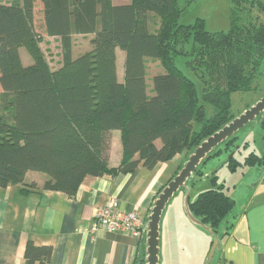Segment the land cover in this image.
Wrapping results in <instances>:
<instances>
[{
	"label": "trees",
	"instance_id": "trees-1",
	"mask_svg": "<svg viewBox=\"0 0 264 264\" xmlns=\"http://www.w3.org/2000/svg\"><path fill=\"white\" fill-rule=\"evenodd\" d=\"M41 2L42 35L35 27V0H0V188L26 185V174L36 171L48 176L42 190L73 197L87 177L129 174L139 167L154 170L181 154L187 160L237 117L233 94L255 90L264 62V24L240 23L239 11L248 4L264 14V0H233L226 32H209L201 18L181 24V0ZM43 35L60 41L62 62L54 70L40 47ZM88 35H93L90 50L74 57L75 36ZM22 48L32 59L27 65ZM117 49L125 53L122 80ZM149 60L164 69L153 77V95L147 84ZM116 130L122 159L113 168L109 162ZM236 140V135L226 140V150L232 151ZM215 150L196 176L221 154ZM241 166H264V157L253 151L242 162L234 156L228 161L231 171ZM209 178L212 189L194 200L189 196L187 206L219 234L236 202L216 173ZM27 187L37 189L36 184ZM139 240L145 251L137 254L135 264H146V234ZM52 253L51 246L28 241L25 264H48Z\"/></svg>",
	"mask_w": 264,
	"mask_h": 264
},
{
	"label": "crops",
	"instance_id": "crops-1",
	"mask_svg": "<svg viewBox=\"0 0 264 264\" xmlns=\"http://www.w3.org/2000/svg\"><path fill=\"white\" fill-rule=\"evenodd\" d=\"M112 2L125 5L131 0ZM36 11L43 20L41 0H35V17ZM120 51H116L117 69L121 61L124 65L125 53ZM20 53L23 60L21 50ZM112 134L109 165L115 168L122 159V144L120 132L116 130ZM185 162L186 155L181 154L154 170L139 167L129 174L87 177L73 197L63 192L42 190L48 176L29 171L26 185L0 188V264H25L24 251L28 241L36 246L52 247L48 264H135L137 254L145 251L144 242L130 234L105 230L91 232L96 211L112 198L118 202L119 209L137 210L147 220L161 189ZM255 167L262 168L261 175L252 184L242 206L236 208V203L221 224L215 264H264V166ZM31 184H36L37 189L27 187ZM183 195L182 206L170 208L167 205L163 213L160 264H179V254L175 256L174 250L182 230L187 229V219L191 222ZM211 242V235L204 238L206 255L199 264H204Z\"/></svg>",
	"mask_w": 264,
	"mask_h": 264
},
{
	"label": "rangeland",
	"instance_id": "rangeland-1",
	"mask_svg": "<svg viewBox=\"0 0 264 264\" xmlns=\"http://www.w3.org/2000/svg\"><path fill=\"white\" fill-rule=\"evenodd\" d=\"M9 2V0H1ZM186 0H181L183 13L181 16V24H193L196 19L201 18L206 22V28L209 32L228 31L230 28V15L233 9V0H195L190 4H186ZM244 11H239L240 23L248 24H264V14L257 7L245 4ZM39 11H36L35 27L39 34H45L43 30V20L40 18ZM44 36V35H43ZM91 37L75 36L74 38V57H78L91 48ZM42 53L44 54L48 65L51 69H56L61 65V47L60 41L56 38L43 37L40 44ZM23 62L25 65L32 62V59L26 49H21ZM120 52H124L121 50ZM179 60V66L185 70V65ZM164 69L159 61L149 60L147 63V84L148 92L153 95V77L159 73H163ZM119 80L123 79V64L122 61L117 69ZM255 90L249 93H235L232 96L233 107L232 112L236 116L243 113L247 105H254L264 96V62L260 68L258 77L254 83ZM261 114L255 120L251 121L243 129L235 135L237 140L232 151L225 148V143L219 145L217 150H222L217 157L211 158L203 168V175L196 176L194 174L187 182V187L182 188L171 200L169 207L182 206L181 199L185 192H189L191 200H194L198 193L212 189L210 178L214 173L219 178V184L226 185V193L233 198L237 207L242 206L244 198L249 195L253 188L252 184L256 183L257 178L261 175V167H238L236 171H231L228 167L230 156L234 153V157L242 162L250 152H255L257 155L264 157V131L261 128ZM188 194V193H187ZM186 194V195H187ZM186 197V196H185ZM259 201V200H257ZM184 204V203H183ZM187 229L182 230L179 235V241L176 244L175 254L178 255L179 264H199L203 261L206 255L204 247V238L210 236L199 225L186 221ZM218 252V251H217ZM217 252L211 264H215ZM208 256V254H207ZM206 256V257H207Z\"/></svg>",
	"mask_w": 264,
	"mask_h": 264
},
{
	"label": "water",
	"instance_id": "water-1",
	"mask_svg": "<svg viewBox=\"0 0 264 264\" xmlns=\"http://www.w3.org/2000/svg\"><path fill=\"white\" fill-rule=\"evenodd\" d=\"M264 112V96L254 105L247 108L243 113L235 117L221 130L204 140L188 157L178 174L158 194L153 202L148 216L146 228V264H160V242H161V222L163 213L170 200L184 187H187L188 180L197 172L200 164L212 151L226 140L233 137L238 131L243 129L251 121L255 120ZM234 156H230L229 160ZM188 193V194H187ZM187 194V195H186ZM184 207L191 222L204 228L212 236V245L204 264H211L216 252L220 248L218 234L209 226L204 225L200 220L193 217L188 209L189 192H185Z\"/></svg>",
	"mask_w": 264,
	"mask_h": 264
},
{
	"label": "built area",
	"instance_id": "built-area-1",
	"mask_svg": "<svg viewBox=\"0 0 264 264\" xmlns=\"http://www.w3.org/2000/svg\"><path fill=\"white\" fill-rule=\"evenodd\" d=\"M146 228L147 220L137 210H121L118 208V202L111 198L96 211L90 231L124 233L140 239L146 234Z\"/></svg>",
	"mask_w": 264,
	"mask_h": 264
}]
</instances>
